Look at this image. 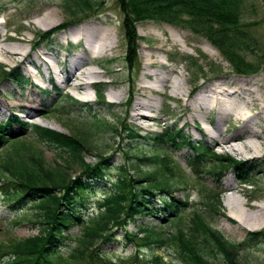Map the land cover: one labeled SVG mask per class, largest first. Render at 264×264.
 Masks as SVG:
<instances>
[{"label":"rangeland","instance_id":"374dc122","mask_svg":"<svg viewBox=\"0 0 264 264\" xmlns=\"http://www.w3.org/2000/svg\"><path fill=\"white\" fill-rule=\"evenodd\" d=\"M62 1L0 0V45L20 44L22 51L28 52L31 56L23 61L20 56L11 60L0 52V64L4 66V69L16 67L22 76L20 83L12 82L10 79L0 81V103L4 104L0 110V121H5L8 117L14 118L15 123L11 125V139L19 138L33 142L28 129L24 128L20 122L38 124L76 136L84 134L88 136L86 160L94 162L98 154L106 152L105 154L109 155V163L113 166L108 175L110 178H115L118 166L127 164L129 159L126 154L145 153L149 155L152 151L162 153L165 151V154L175 161L181 170L179 176L176 174V177L172 178L173 196L187 199L191 204L181 212L180 225L187 224L191 211L195 208L207 216L210 224L231 241H241L251 231L264 229V209L261 210L257 206V203H260L264 207V150L260 151L259 156H253V152L246 156H239L234 154L229 147H224L221 142L226 136L238 132L248 122L247 119L256 123V129L264 131V119L258 114L262 104L264 105V66H261L255 73L238 74L206 38L163 21L143 20L135 24L138 37L135 47L136 59L129 67L125 63L128 44L124 38L123 15L117 0H90L95 5L89 11L88 17L85 16L78 23L59 32L56 31L49 43H37L42 32L68 19ZM46 14L50 16L48 17L51 22L50 26L46 25L47 20H43ZM241 19L243 22L252 23L250 30L258 39L260 47L264 48V0H244ZM86 24L94 25L103 32L109 31L113 48L97 57L92 53L81 51L83 41L76 43V38L68 34L72 29L83 27ZM21 37H25L27 42L22 43ZM36 53L51 68H59L56 65V59L68 68L69 57L75 53H82L89 61L97 63L100 68L94 67L95 65L91 66L98 71L96 79L103 83L105 100L113 104V108L110 109L107 105L96 103L92 86L81 91L88 96V99H80V95L75 91L67 87L62 88V84L56 81L51 74L48 73L46 78L42 77L41 70L46 71V69L42 63L39 69L35 68V65L39 63L35 58ZM146 53H153L152 59L155 61L153 65H147ZM256 54L255 50L247 53V59L254 60ZM30 59L34 64L29 62ZM192 60H197L195 67L191 65ZM166 72L169 76L164 85H160L161 83H157L154 77ZM233 75L255 76L248 85L254 89V94L251 95L252 101L245 117H238L240 116L238 112L237 115L236 112L224 115L218 105H214L207 112L194 109L193 105L197 103L202 88L208 87L218 79L227 80ZM41 77L43 82H40ZM174 80L181 82L182 87L179 92L172 91L171 84ZM30 94L36 96L33 102L36 105V114L33 117L27 116L25 108L30 103L28 100ZM255 94L263 101L256 100ZM68 96L79 100L80 103H88V105L80 103L71 105ZM147 99L152 100L154 104L151 111L133 110L134 102ZM230 99L231 102L237 103V98L228 97V100ZM124 103L127 104L124 105ZM90 105L92 111L88 108ZM138 112L148 113L149 116L144 118ZM92 114L113 123L126 121L142 135L161 132L167 126L181 129L180 135L187 136L186 138L194 143L204 144L224 156L230 155L237 160L246 161V167L253 168L250 182L247 185L242 184L236 177V171L231 167L221 169L219 175L202 173L198 176L187 165L190 154L188 148L183 147L176 150L174 146H156L151 141H140L142 143H139L114 138L104 130L95 129L93 124L95 117H92ZM218 129L221 131L220 135H218ZM263 136L261 133L259 138L254 140L263 141ZM238 137L242 141L254 138L248 130L243 131ZM39 146L44 149V159L48 165L54 166L59 162L53 150L42 144ZM12 148V140H10L0 149L1 156ZM139 166H146L145 168L149 170L153 168L151 165L149 167L139 164ZM205 167L207 165L201 168L205 169ZM129 172L132 173V171ZM0 180L4 178L1 177ZM105 187L106 184L101 182L95 192L90 194L89 205L94 204V201L105 191ZM211 190L219 193L222 208L219 209L220 213L209 217L207 215L209 206L205 203L209 200L207 197ZM229 196L240 200L243 207L252 214L262 216L255 223L254 229L242 226L228 215L229 208L224 203ZM9 204L7 199L0 194V239L22 238L35 234L38 231V224L34 221L35 209L32 203H26L18 211H13ZM15 220L19 221L14 224ZM142 223L156 226L157 230H163L165 236H169L177 228L176 223H163L151 216L138 217L135 222L128 224V228L135 231L137 224ZM77 232V226L70 227L71 236L76 235ZM100 248L112 260H118L130 252H136L147 259L153 255H159L163 257V260L171 261L172 264H181L171 244H154L151 247L138 248L133 243H127L121 228L115 229L111 240L102 243ZM67 249L64 246L61 253L64 255ZM240 257L245 264H264V241L246 248L240 253ZM214 263L219 264V261L215 260Z\"/></svg>","mask_w":264,"mask_h":264},{"label":"trees","instance_id":"16d2710c","mask_svg":"<svg viewBox=\"0 0 264 264\" xmlns=\"http://www.w3.org/2000/svg\"><path fill=\"white\" fill-rule=\"evenodd\" d=\"M117 2L123 15L124 38L128 44L125 53V63L128 66L136 59L138 37L135 24L143 20L163 21L206 38L238 74L255 73L264 66V48L260 47L258 39L250 30L252 23L241 19L244 0ZM62 4L68 19L42 32L37 43H49L56 31L78 23L95 5L90 0H63ZM254 50L257 54L254 60L249 61L247 53ZM191 65L195 67L197 60H192ZM7 79L22 82V76L16 67L4 69L0 64V81ZM94 93L98 105L113 108V104L105 100L103 83L95 85ZM68 98L71 105L80 103L71 96ZM88 108L91 110V105ZM92 117H95V129L104 130L114 138L139 143L151 141L156 146H174L176 150L188 148L190 154L187 165L198 176L202 173L219 175L221 169L231 167L241 183L250 182L253 168L246 167V161L237 160L230 155L224 156L204 144L194 143L187 136L180 135L181 129L167 126L161 132L142 135L126 121L113 123L94 114ZM12 123H15L12 117L0 121V149L11 139ZM20 124L28 129L33 142L11 139L13 148L2 156L0 154V179L4 178L0 180V194L7 199L13 211L22 209L28 202L32 203L38 231L22 238L0 239V263L172 264L171 261L163 260L162 256L153 255L147 259L136 252H130L118 260L110 259L100 246L111 240L117 228L122 229L127 243H133L138 248L171 244L181 264H215V260L219 264H245L240 253L264 241V229L251 231L241 241H231L210 224L207 216L195 208L191 211L187 224L180 225L181 212L191 204L187 199L173 196L172 178L176 174L179 176L181 170L165 151H152L149 155L126 154L129 161L126 165L118 166L115 178H110L108 175L113 166L110 165L106 152L98 154L94 162L86 160L88 136L67 134L27 122ZM37 144L53 150L59 162L54 166L48 165L44 159V149ZM139 164L151 165L153 168L149 170ZM206 165L205 169L201 168ZM101 182L106 184L105 191L93 205H89L90 194L95 192ZM207 199V215L211 217L212 214L220 213L222 205L219 193L211 190ZM150 216L163 223H176L177 228L169 236L148 223L137 224L135 231L129 230L130 222H135L138 217ZM73 226L78 227V232L71 236L69 229ZM64 246L68 248L65 256L61 253Z\"/></svg>","mask_w":264,"mask_h":264},{"label":"bare ground","instance_id":"6f19581e","mask_svg":"<svg viewBox=\"0 0 264 264\" xmlns=\"http://www.w3.org/2000/svg\"><path fill=\"white\" fill-rule=\"evenodd\" d=\"M49 14L43 16V20H47L46 25L50 26L51 22L48 20ZM68 35L74 36L76 38V43L83 41V46L81 51L92 53L93 55L100 56L106 51L113 48V41L109 31L98 30L94 25L86 24L83 27H76L70 31ZM66 37V36H63ZM21 41L27 42L25 37H21ZM0 52L7 55L8 58L13 60L16 56H20L23 61L26 57L31 58L28 52L22 51L20 44L3 46L0 45ZM36 60L40 63L43 62V58L40 57L38 53L35 55ZM55 57V56H54ZM34 58V57H33ZM32 58V59H33ZM147 65H153L155 62L153 58V53H146ZM42 59V60H41ZM57 60V59H56ZM66 60V59H64ZM70 65L68 68L64 67L62 62L57 61L59 68H51L47 66L48 73H52L56 78V81L62 84V88H69L80 95V99H88L87 95H84L82 90L91 87V83L98 81L96 76L98 71L94 67H99L97 63L89 61L82 53L73 54L69 57ZM29 62L34 64L30 59ZM65 62V61H64ZM91 65H95L92 67ZM100 68V67H99ZM170 72V71H169ZM147 74V73H146ZM149 75V74H147ZM146 75V76H147ZM169 75L166 73H159L154 77L157 83L164 85ZM255 76H236L233 75L229 79H218L217 81L211 83L206 88L200 90V95L197 98V103L193 105L194 109L208 111L214 105H218L221 109L222 114H232L237 112L240 114L238 117H245L249 110V104L252 101L251 95L254 94V89L250 88L248 85L254 80ZM173 86L172 91L179 92L181 90V82L179 80H174L171 84ZM228 97L237 98V103L228 100ZM255 98L258 101H263L262 98L255 94ZM35 94H30L28 100L30 103L25 107L27 116L33 117L36 114ZM234 103V104H233ZM3 103H0V110ZM154 107L152 100L147 99L138 100L134 102L133 110L143 109L144 111H151ZM142 117L148 118L149 114L144 112H138ZM260 117L264 119V105L261 106V111L258 113ZM247 123L244 124L240 130L236 133L228 135L223 139V146L229 147L232 152L236 155L246 156L248 153L253 152V156H259L260 151L264 150V136L263 141H255V138H259L260 134L264 131H260L255 128V122H250L247 119ZM248 130L254 138H248L246 141H242L238 136L243 131ZM218 135H220V130L218 129ZM231 140V141H230ZM228 208V215L237 220L242 226L248 229H254L257 220L262 218V216L252 214L248 209L243 207V203L240 200L233 199L232 197H227L224 203ZM261 210L264 209L260 203H257Z\"/></svg>","mask_w":264,"mask_h":264}]
</instances>
